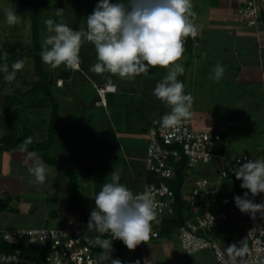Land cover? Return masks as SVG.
I'll list each match as a JSON object with an SVG mask.
<instances>
[{"label":"rangeland","instance_id":"obj_1","mask_svg":"<svg viewBox=\"0 0 264 264\" xmlns=\"http://www.w3.org/2000/svg\"><path fill=\"white\" fill-rule=\"evenodd\" d=\"M100 2L101 0H52L51 6L41 13L39 19H36L38 20L36 27L41 37L40 44L44 46L46 57L51 56L57 42H60L57 45L58 50V47H62L64 43L72 42L74 38L82 40L83 36H89L87 43L81 44L83 46L80 47V44H78L81 70L74 72L71 69V79L65 82L62 89L54 91L61 102V108L59 122L56 127L57 143L50 154L59 157L62 162L76 171L79 196L92 214L101 216L118 209L121 200L124 198L141 197L146 175L145 150L148 143V129L157 120L156 118H161L158 112L162 113L164 111L165 118L191 116L194 128L199 131L212 130L219 125L223 126L225 139L223 152L226 153L225 156L228 160L248 156L253 157L257 163L264 164V115L259 114L260 112L257 113L255 107H237L235 103L231 104L233 97L227 93L232 89L233 78L230 82L224 84H222L224 80H221L220 83L218 80L217 92L215 91L216 81H211L214 76L211 79L207 77L208 85L210 86L211 81L213 89L208 87L204 89L201 81H199L200 77H196L194 82L192 78L185 80V83L181 82L178 91L173 89V86L176 85L172 84V81L153 82L156 83V86H154V84L144 81L146 79L153 81L154 76L158 75L156 65L158 62L155 59L149 55L148 60L150 61L152 58L151 62L156 64L146 65L145 67L143 65L142 67V64H149L150 62L143 61L136 54V51L130 49V52H133V55H131L132 52H127V50L112 49L110 54L119 61V63H114L115 65L118 64V69L121 68V65L129 70L131 65H139L140 73L136 77L133 72L132 79H144L143 85H137L141 89L143 97L151 96L153 92H157L160 101L163 102V94L166 93V105L157 104L154 111L150 110V114H145L147 107H140L141 101L139 103L134 98V103L131 104L130 101V106L126 108L123 105L125 102L122 98H117V95L107 96L108 107H97L95 102L99 100V97L96 89H93L92 78L94 77L91 75L95 73L93 72L95 69H99L98 78L104 79L109 76L112 60L109 61L108 46L112 44L119 45L125 42L126 39L136 41L137 36L135 33L138 34V32L143 31L142 26L140 27L143 16L139 15L137 18L134 15H137L136 12L144 11L142 7L140 8L139 0L136 2V7L127 5V12L121 9V5L125 4L124 6H126V0H108L105 5H103L104 2L102 4ZM114 3H116V6H112ZM127 3L132 2L129 0ZM117 10L119 11L117 12ZM32 28L30 17L19 16L18 7L15 3L11 0H0V49L11 42H21L25 46L24 50L31 48L32 35L34 34ZM168 41L166 43L170 45L172 43L171 39ZM7 50H9V46ZM57 56L58 52L54 50L53 60H56ZM23 60L26 63L14 70L20 74V78L15 81L11 80V82L7 81L10 80L11 75V73H8L0 81V134H5V132L15 133L10 128L14 123L9 118L6 120L5 116L6 112L12 113L15 104L8 107L7 102L9 100L6 95L11 94L15 87L22 88L23 78L27 79L25 81L28 84H30V80L36 79L32 71L33 61L26 58ZM205 66L207 68L206 63ZM194 68L196 69V67ZM55 69L53 67L52 71ZM165 76L167 77V75ZM181 77L183 78V74ZM97 84L103 85L104 83L98 82ZM159 84L170 86V93L167 95V91ZM160 87L161 91L158 90ZM233 89L235 90L234 87ZM204 92L208 93V96L206 94L204 96ZM38 95L36 94L37 101L40 98ZM34 96H30V99ZM27 97L29 98V96H26V100ZM238 97L237 101L241 102L242 97ZM257 99L259 97H256ZM149 100L148 97L144 99L145 102ZM18 111H21V109ZM116 111L123 114L118 118L121 121H117ZM37 115V111L29 112V115L25 113L26 117L31 118V129H34L37 124L40 125L45 122L41 120L40 114L37 120ZM45 119H47L46 115ZM141 122L142 125L139 127ZM145 124L146 129L142 131L141 136L140 131ZM15 126H17L16 123ZM34 134L39 140L45 138L37 131ZM65 147L67 153L64 154L63 149ZM11 151L17 150L12 149ZM32 155L38 161H41L38 155ZM218 167L219 163L214 161L210 165H198L190 170L182 189L185 197L188 192L191 193L194 189L197 180L212 178L213 175H216ZM248 168L249 166L244 168L245 173L249 170ZM23 169H25L26 176L31 177H36L38 173L42 172L39 165L31 164L24 168L20 160L12 162L14 175H21ZM47 169L51 181L56 187L52 185L55 193L51 194L49 202L44 204V210L41 211L43 214L50 211V206L52 210L58 212L62 210L61 207L64 205H69L66 191L68 179L62 172L52 166H47ZM207 172L211 175H208ZM41 185L40 181L27 179L24 189L31 193H41L44 189ZM33 196V199L41 201H46L47 198V194L43 195L46 198H38L36 193H33ZM186 198L189 202L194 201L192 197ZM237 217L242 219L240 220L242 221L240 227L245 226L244 231H247L251 226L250 221L240 214L229 219H233L232 221L235 223L237 219L234 218ZM58 221L62 222L61 220ZM47 226L49 228H55L56 226L62 228L64 224L63 222L58 224L57 221L50 220V223L43 227Z\"/></svg>","mask_w":264,"mask_h":264},{"label":"crops","instance_id":"obj_2","mask_svg":"<svg viewBox=\"0 0 264 264\" xmlns=\"http://www.w3.org/2000/svg\"><path fill=\"white\" fill-rule=\"evenodd\" d=\"M107 1L108 0H101L100 3L102 4L104 2L103 5H105ZM128 1L129 0H126L125 2L126 6H124L125 4L121 5V9L125 10V12H127L128 9L127 5L136 7L137 0H130V2H132L130 4L127 3ZM139 1L140 8L142 7L144 11L136 12L137 15L134 16H143L141 20L142 25L140 24L143 31L138 32V34L137 32L135 33L137 36L136 41L126 39L125 42L119 45L112 44L108 46L109 61L112 60V63L110 62L112 67L109 76L100 79L98 78L100 71L99 69H95L93 71L95 73L91 75L94 77H91L93 79V86L95 85L100 88L107 84L114 85L116 91L114 94H109V97L118 95L117 98H122L125 102L123 105H125L126 108L130 106V101L131 104L134 103L133 99L135 98L137 102L140 103L141 101L142 104L140 103V107H147V111H144L145 114H150L151 111H154L157 104L166 105V93L163 94V102L160 101L159 95L156 94L157 92H153L151 96H147L150 99L148 102L144 101L147 97H143L144 95L141 94V89L137 87V85H143L144 79H132L133 72L136 74V77L137 74L140 73L138 69L139 65H131L130 70H132V72H130L128 68L121 64V68L119 69L118 64H114L115 62L119 63V61L110 54L112 49L127 50V52H130V49H132L136 51V54L139 55L143 61H149L148 56L150 55V57L158 62V64L151 62V58L149 64H142V67L143 65L145 67L146 65L151 66L156 64L158 68V75L154 76L153 81L146 79L144 82H149L156 86L157 82L164 83L165 81H172V84L176 85L173 86V89L178 91L181 87V82L185 83V80L189 78H192L194 82L196 77H200L199 81H201L204 89L205 87L213 89L211 81H216L215 91L217 92L218 80L219 83L221 80H224V82H222V84H224L230 82L233 78V86L231 85L232 89L227 93L233 97L231 104L235 103L237 107H255L257 113L260 112L259 114L262 116L264 115V1L256 0L260 15L257 25L252 27L247 25L246 21L238 14L237 10L246 0ZM112 6H116V3ZM118 11L119 10H117V12ZM190 25L196 28V44H193L192 40L186 36V43L180 44V38L185 34ZM169 36L172 42L170 45L166 43L170 40ZM113 38L115 39V37ZM75 39L76 38L73 40L75 41L73 45L80 44L81 47L84 43H87L89 36H83L82 40ZM169 52L170 54H168ZM131 55H133V52ZM80 62L81 60H79L81 70ZM194 67H196V69ZM182 74L183 78L181 77ZM165 75H167V77ZM213 76L214 78L210 81L209 86L207 77L211 79ZM176 77L177 79H175ZM59 80H57V84ZM98 82L104 84L98 85ZM159 85L167 91V95L170 93V86H166L165 84L164 86L162 84ZM58 87L60 86L57 85L55 87V85H53L52 92L55 98L54 104L59 105V107L54 106L53 103L48 101L45 97H41V106L37 110V120L40 114L41 120L45 122H42L40 125L37 124V130L34 128L38 134L41 133L45 137L40 141H46L48 138L47 131L49 130V121L53 111L55 110V113L59 115L61 102L54 93V91L58 90ZM161 87L158 90L161 91ZM205 94L208 96V93L204 92V96H206ZM237 97H242V101H237ZM256 97H259V99L256 100ZM106 106L108 107L107 98ZM29 112L33 111H28V115ZM45 115L47 119H45ZM120 115L123 114L116 111L115 117L117 121H121L118 119ZM158 115L161 117L159 119H164L166 114L163 111L162 113L158 112ZM183 117L191 119L193 124V118L191 116ZM22 118H24L22 122L31 123V118L29 116L26 117L25 113L20 114L19 119L21 120ZM59 118L54 127L55 133ZM156 119L159 120L158 118ZM140 125H142V122L139 124V127ZM145 127L146 124L140 131L141 136L142 131L146 129ZM218 127H220V125L212 130L202 131H214ZM2 135L4 134H0V136ZM57 137L56 133L55 144L57 143ZM14 149L17 151H11L12 149L0 151V231L43 227L48 225L50 220L53 222L57 221L58 224L63 222L64 228L76 230L75 225L79 221L78 216L68 209L67 204L61 207L62 210L58 212L54 211V209L52 210L51 206L49 207L50 211L48 213L43 214L41 212L42 209L44 210V204L49 202L50 195L55 193L53 187H56L51 181L50 174H48V165H46L40 157L42 162L38 161L31 152L23 149ZM65 153H67V150L64 151V154ZM15 160H20L24 168L31 164L39 165V167L42 168V172L38 173L36 177H31L26 176L27 174L24 172L25 169H23L21 175H14L12 172V162ZM260 163L261 162H259V164ZM207 174L211 175L208 172ZM27 179H34L36 182H41V186L44 187L42 192L33 193H36L38 198H46L43 195L47 194L46 201L33 199V193L30 191L27 192L24 189ZM207 179L214 180L215 175ZM224 187L226 191H230L226 182L224 183ZM188 195H190L189 192ZM193 214L194 216H196V214H201V207L193 210ZM234 219H237L239 225L237 222L234 223L232 221L233 219H228L216 227L215 235L211 238L223 249H229L232 242L246 232L244 231L246 228L245 226L240 227L242 222L240 220L242 219L240 217ZM160 229L159 231L161 233L157 239H149L141 247L125 241H118L113 248L114 256L111 259L102 258L99 264H119L118 259L121 260L123 264H218L211 249H205L193 254L184 252L179 239V229L165 231H161L162 229Z\"/></svg>","mask_w":264,"mask_h":264},{"label":"built area","instance_id":"obj_3","mask_svg":"<svg viewBox=\"0 0 264 264\" xmlns=\"http://www.w3.org/2000/svg\"><path fill=\"white\" fill-rule=\"evenodd\" d=\"M256 2L246 0L237 9L250 27L257 25L260 15ZM185 36L196 44L197 33L193 25L180 38V44L186 43ZM78 56L76 48L62 55L73 69L78 68ZM97 91L103 101L115 87L105 85ZM148 130L145 172L155 179L144 181L141 197L122 199L118 209L97 216L94 223L101 226L112 241L125 240L141 247L147 240L157 239L160 223L173 214L174 193L166 181L174 177V164L182 154L188 171L198 165H210L217 159L219 167L215 179L197 180L190 193L194 199L189 202L192 211L198 202L207 207L179 228L181 247L187 254L211 249L218 264H264V171L247 187L244 196L233 195L224 187L228 172L237 173L239 167L248 166L252 170L259 163L248 156L228 160L225 155H216L214 143L221 139L222 126L214 131H197L191 119L172 117L154 121ZM237 214L247 218L251 226L232 242L229 249H223L209 237L198 235L200 231L210 232ZM75 227L76 230L36 227L0 231V242L14 247L11 252H0V264H99L102 258H112L110 250L94 252L90 245L83 243L80 233L85 228L84 222L78 221ZM93 241L102 243V235L96 234ZM31 246L42 251L41 262L28 258L23 252Z\"/></svg>","mask_w":264,"mask_h":264},{"label":"trees","instance_id":"obj_4","mask_svg":"<svg viewBox=\"0 0 264 264\" xmlns=\"http://www.w3.org/2000/svg\"><path fill=\"white\" fill-rule=\"evenodd\" d=\"M11 1L17 5L19 16L25 18L30 17L34 34L32 35L31 48L29 47L24 50L25 46H23L21 42H11L9 43V45L4 46L2 47V49H0V81H2V79H4L8 73H11V75L10 80L7 81L11 82V80L15 81L17 78H20V74L14 70L15 68H18L26 63L23 60L24 58L33 61L32 71L34 78L36 79L30 80V84H28L25 81L27 79L23 78L22 88L17 86L19 88L15 87L13 89L14 91H12L11 94L6 95L9 100L7 102V106L9 107L10 105L15 104L14 110L11 114L7 112L5 113L6 120L7 118H9L12 120V123H14L10 128L15 133H6L0 136V151L11 150L14 148L23 149L25 151L38 155L46 165L52 166L58 171L62 172L68 179V184L66 187L67 195L69 198L68 209L76 213L78 216V220L80 222H84L85 224L84 230L80 233L83 243L90 245L94 252L110 250L113 257V248L114 245L118 243V241H112L111 239H108L106 232L101 230L102 227L94 223V220L97 216L92 214L87 209L79 196L78 175L76 171L62 162L59 157L50 154L52 148L55 146L56 133L54 127L56 122L58 121L59 115L55 113V110L51 114L52 116L49 121V130L47 131L48 138L46 141H40L35 136V130L31 129V123L22 122L19 119L20 114L27 113L28 111H37L41 106V97H45L48 101H51L54 106L59 107V105L54 104L55 98L52 92L53 85H55L56 87L58 85L57 80L61 79L62 84L58 85L60 86L58 87V89H62L65 85V82L71 79L72 73L69 63L63 59L62 54L68 50L76 48L79 51L80 55V50L78 48V45H73L75 41H70L67 44L64 43L62 49L57 50V45L58 43H60L57 42L54 46V50L58 52V58L56 60H53L54 50L51 56L46 57L44 54V46L40 44L41 37L39 36L38 28L36 27L38 25V20L36 19H39L41 13L51 6L52 0ZM8 46L9 50H7ZM56 62L58 63L56 64ZM51 67H55L56 69L52 71ZM93 89L95 90L96 88L93 86ZM36 94H39V101H37L38 99ZM27 95L29 96V98L27 97L26 100ZM30 96H34V98L31 97L30 99ZM97 102H95V105L97 107H102L97 105ZM19 109H21V111H18ZM172 117L181 116H171L168 117V119ZM15 123L17 126H15ZM8 124L10 125V123ZM35 129L37 130V127H35ZM220 135L221 139L214 143L215 154L226 155V153L223 152L225 140L224 130L223 132L220 131ZM63 150L65 151L67 150V148L65 147ZM215 161L217 162V159H215ZM174 170V177L166 181L167 185L174 193L173 214L170 217H166L164 220H162V222L160 223V228L162 229H160L161 231L179 229L185 224L187 220H192L194 218L193 211L191 210L192 206L186 198L191 197V195L185 197L182 191L187 173L189 172L186 168V158L183 156V154L181 159L174 164ZM262 171H264V164L260 163L257 168H254L252 170L249 169L246 173H244V168L242 167L238 168L237 173L228 172V177L225 182L230 188L229 192L233 195H246L247 187L252 185V183L256 180V178ZM152 179H155V177L150 174H146L144 177V181L146 182H149ZM195 205L197 206V209L201 207V213L207 207V204L201 202L195 203ZM215 231L216 227L212 228L208 233L206 231H200L198 235L213 238V236L215 235ZM160 233L161 232L159 231V234ZM96 234L102 235V243L97 244L93 241V238ZM13 249V246L0 242V252H11ZM23 252L28 258L38 262H41V259L43 257L42 251L33 246L24 249ZM118 263L123 264V262L119 259Z\"/></svg>","mask_w":264,"mask_h":264},{"label":"clouds","instance_id":"obj_5","mask_svg":"<svg viewBox=\"0 0 264 264\" xmlns=\"http://www.w3.org/2000/svg\"><path fill=\"white\" fill-rule=\"evenodd\" d=\"M258 20H259V18H258ZM62 55H63V54H62ZM70 67H71V66H70ZM71 69H72L73 71H79V70H80L79 56H78V68L73 69V68L71 67ZM58 82H59L58 85H61V84H62L61 80H59ZM107 85H109V84H107ZM104 86H105V85H104ZM104 86H103V87H104ZM112 86H114V85H112ZM94 87L96 88V91H97L98 87H96L95 85H94ZM114 87H115V86H114ZM115 91H116V89H115ZM115 91H114L113 93H110V94H114ZM97 94H98V91H97ZM108 95H109V94H107L106 97H105V99H104L103 101H101L100 96H99V94H98V96H99V101L97 102V105L102 106V107H105V106H106V98H107ZM99 102H100V103H99ZM110 259H111V258H110Z\"/></svg>","mask_w":264,"mask_h":264}]
</instances>
